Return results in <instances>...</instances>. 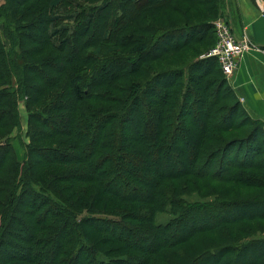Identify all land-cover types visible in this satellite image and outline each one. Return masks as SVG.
I'll list each match as a JSON object with an SVG mask.
<instances>
[{
    "label": "trees",
    "instance_id": "obj_1",
    "mask_svg": "<svg viewBox=\"0 0 264 264\" xmlns=\"http://www.w3.org/2000/svg\"><path fill=\"white\" fill-rule=\"evenodd\" d=\"M45 2L0 10V264H264L263 122L201 56L225 0Z\"/></svg>",
    "mask_w": 264,
    "mask_h": 264
},
{
    "label": "crops",
    "instance_id": "obj_2",
    "mask_svg": "<svg viewBox=\"0 0 264 264\" xmlns=\"http://www.w3.org/2000/svg\"><path fill=\"white\" fill-rule=\"evenodd\" d=\"M255 2L225 0V16L233 32L237 36L245 34L259 47L240 58L236 71L227 80L245 110L264 125V8Z\"/></svg>",
    "mask_w": 264,
    "mask_h": 264
},
{
    "label": "rangeland",
    "instance_id": "obj_3",
    "mask_svg": "<svg viewBox=\"0 0 264 264\" xmlns=\"http://www.w3.org/2000/svg\"><path fill=\"white\" fill-rule=\"evenodd\" d=\"M5 1L6 0H0V10H1V7L5 4ZM46 1L45 3L48 4V0H44ZM255 2V0H254ZM256 2L258 3H261L262 0H256ZM255 2V3H256ZM264 4V3H263ZM181 7H185L183 4L181 5ZM220 15H224L225 16V10L222 12V14ZM219 16V15H218ZM217 16V17H218ZM18 17V16H17ZM172 17H176L175 15H172ZM216 17V18H217ZM226 17V16H225ZM227 18V17H226ZM228 19V18H227ZM229 20V19H228ZM22 22H18L17 23V26L21 25L22 26V23H24L25 20H21ZM160 23H164V20L163 19H160L159 20ZM4 23L7 25V26H10L7 21L2 17L0 16V38L3 40V42L5 43V45H8V41H7V38L5 36V26H4ZM11 27V26H10ZM213 46V45H212ZM211 46V47H212ZM210 47V48H211ZM200 51V52H203L204 49L200 46V45H196V48H195V51L194 50H181L180 52L178 53H173V54H169L168 56H166L164 59L156 62L154 64L155 68H166L168 67L169 65H172V64H180L182 62H184L185 60H193L195 58H197L198 56V53L200 52H197V50ZM209 51V50H208ZM206 51L203 55L201 56H206L205 54L208 52ZM38 59H40V57H38ZM230 78V77H228ZM226 78V79H228ZM228 81V80H227ZM232 88V87H231ZM233 90V89H232ZM234 92V90H233ZM235 94V92H234ZM236 95V94H235ZM241 103V102H240ZM242 105V104H241ZM243 106V105H242ZM18 107H19V111H20V118H21V130L20 131H17L16 129L12 132V136H11V143L14 147V150H15V153H16V157L19 159V160H22L23 159V154H24V145L22 144L23 141H27V138L26 136L24 135V132L26 130V110H25V106H24V99H20L18 101ZM246 113L253 119H256V120H259L258 118H255L253 117L252 115H250L247 111ZM264 127V125H263ZM248 131V129H247ZM21 133V134H20ZM239 135L238 133H234L230 136H228L229 138H227L226 140H229L231 139L232 137L234 136H237ZM18 136L20 137V139H18ZM259 139L257 138V141ZM22 141V142H21ZM24 143V142H23ZM183 197L185 198V201L186 202H196V201H204V199H201V197H199L196 193H192V194H186V195H183ZM211 197H209L208 199H210ZM159 219L161 220H164L166 218V215L165 214H159ZM210 237H208L209 239ZM201 241H207V238H203ZM200 241V242H201Z\"/></svg>",
    "mask_w": 264,
    "mask_h": 264
},
{
    "label": "built area",
    "instance_id": "obj_4",
    "mask_svg": "<svg viewBox=\"0 0 264 264\" xmlns=\"http://www.w3.org/2000/svg\"><path fill=\"white\" fill-rule=\"evenodd\" d=\"M212 25L216 40L205 55L217 58L222 73L228 78L236 71L240 58L251 49L259 50V47L245 34L237 36L224 15L213 19Z\"/></svg>",
    "mask_w": 264,
    "mask_h": 264
},
{
    "label": "bare ground",
    "instance_id": "obj_5",
    "mask_svg": "<svg viewBox=\"0 0 264 264\" xmlns=\"http://www.w3.org/2000/svg\"><path fill=\"white\" fill-rule=\"evenodd\" d=\"M264 2H261V6L264 8V4H263Z\"/></svg>",
    "mask_w": 264,
    "mask_h": 264
}]
</instances>
